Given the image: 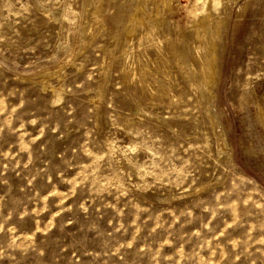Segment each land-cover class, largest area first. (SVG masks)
Listing matches in <instances>:
<instances>
[{"label": "rangeland", "instance_id": "1", "mask_svg": "<svg viewBox=\"0 0 264 264\" xmlns=\"http://www.w3.org/2000/svg\"><path fill=\"white\" fill-rule=\"evenodd\" d=\"M167 1L0 0V264H264V0Z\"/></svg>", "mask_w": 264, "mask_h": 264}, {"label": "bare ground", "instance_id": "2", "mask_svg": "<svg viewBox=\"0 0 264 264\" xmlns=\"http://www.w3.org/2000/svg\"><path fill=\"white\" fill-rule=\"evenodd\" d=\"M170 0H168L167 2L168 3H170L169 2ZM163 2V1H162ZM164 2H165V0H164ZM166 2V3H167ZM208 2V1H207ZM169 6L168 7H171V5L170 4H168ZM205 5V4H204ZM166 6H167V4H166ZM208 8H209V3H208V5H206ZM166 8V7H165ZM172 9V8H171ZM205 9H206V7H205ZM209 9H207V11H208ZM207 11H205V12H207ZM94 12H96V10L94 11ZM204 12V11H203ZM208 13H209V11H208ZM94 14V13H93ZM96 14V13H95ZM97 15V14H96ZM205 15H206V13H205ZM203 18L205 17L204 15L202 16ZM207 17H208V15H207ZM215 17H216V15H215ZM214 18V17H213ZM212 18V19H213ZM221 18V17H220ZM200 19H201V17H200ZM205 19H206V17H205ZM205 19H204V21H205ZM136 20V22L139 24V25H145V22L144 21H142V19H140V18H136L135 19ZM195 21V20H194ZM198 21V20H197ZM196 21V22H197ZM200 21V20H199ZM216 21H217V19L215 18L214 20H209V19H206V21L205 22H203V23H194L196 26H193L194 28L195 27H198V28H201L200 29V31L199 30H197V29H195V31L196 32H192V33H196V36H198L197 37V40H196V42H194L193 43V51L195 50L196 52H197V56H199V58L200 59H198L199 60V62H200V64L198 63L197 65H200V67H199V71L201 72V75L202 76H204V79H205V81H207V82H209L211 79V77L213 76V72H214V69H213V52L211 53V52H209L210 50H208L207 49V47H206V45H205V43H206V40H208V39H206L205 40V42H204V40H202V38H201V34H202V32H203V36H204V34L206 33V34H208V36H209V38H210V40H211V38H213V37H216L217 36V34H218V30H217V26H216ZM220 21V20H219ZM219 23V22H218ZM193 25V24H192ZM218 25V24H217ZM151 28L153 29L154 27H145V32H147V36H150L151 34H150V30H151ZM194 31V30H193ZM205 32V33H204ZM129 34H132V30H127V33L125 34L126 36H128ZM182 36H184V35H182ZM193 36H195V35H193ZM195 36V37H196ZM154 37V36H153ZM181 36L179 35V38H180ZM185 37V36H184ZM186 38V37H185ZM205 38H206V35H205ZM152 39H154V38H152ZM181 39V38H180ZM184 39V38H183ZM187 39V38H186ZM177 40V39H176ZM195 40V39H194ZM154 41V40H153ZM180 41V40H179ZM182 41V40H181ZM181 41L180 42H178V43H180V45H181V47L179 48V50H178V52H176V55H175V63L178 65V66H180L181 67V69H183V70H185V72L187 73V76L188 77H186V78H189L190 79V81L192 82V84H193V86L195 87V90H198L200 93H202V91L204 90L205 91V81L203 80L202 81V78H201V75H200V78H198V82H196V81H193V76H194V74H196V70H195V68H194V66H192L193 64L191 63V61L188 63L187 62V60H186V57H187V55L189 54V52H188V54H186V49L185 48H189V43L188 42H186L185 43V41H187V40H185V41H183L184 43H181ZM211 41H213V39L211 40ZM210 41V42H211ZM209 42V41H208ZM177 44V43H176ZM174 45V44H173ZM188 47H187V46ZM139 46H141V45H139ZM183 46H186L185 48L183 47ZM208 46H210V44L208 45ZM172 47V46H171ZM211 47H213V46H211ZM172 50H174L175 48H171ZM177 49V48H176ZM191 51V50H190ZM194 51V52H195ZM194 55V54H193ZM196 57V56H195ZM217 57V56H216ZM188 58V57H187ZM198 58V57H197ZM219 58V57H218ZM218 58H216V60L218 59ZM193 62V61H192ZM196 67V66H195ZM178 68V67H177ZM197 68V67H196ZM215 68V67H214ZM183 74V73H182ZM198 76H196L195 78H197ZM188 79V80H189ZM200 81V82H199ZM204 82V83H203ZM213 83V82H212ZM191 84V85H192ZM213 85V84H212ZM208 86V85H207ZM192 87V86H191ZM214 87V86H213ZM216 87V86H215ZM207 88V87H206ZM193 89V88H192ZM203 91V92H204ZM197 93V92H196ZM210 94V93H209ZM200 95V94H199ZM203 96V95H202ZM202 96H200V97H202ZM205 96V95H204ZM210 103V102H209ZM210 110V109H209ZM211 113V112H210ZM211 118V117H210ZM262 118V117H261ZM211 119H213V117L211 118ZM264 120V119H263ZM212 121H214V119L212 120ZM213 123V122H212ZM216 128V127H215Z\"/></svg>", "mask_w": 264, "mask_h": 264}]
</instances>
